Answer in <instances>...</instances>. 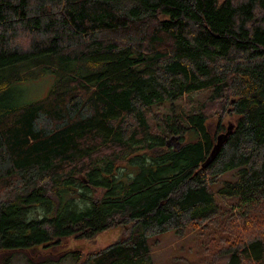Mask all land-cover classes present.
<instances>
[{"label": "trees", "instance_id": "16d2710c", "mask_svg": "<svg viewBox=\"0 0 264 264\" xmlns=\"http://www.w3.org/2000/svg\"><path fill=\"white\" fill-rule=\"evenodd\" d=\"M196 92L178 121L152 113ZM113 229L27 264H154L188 229L264 264V0H0V264Z\"/></svg>", "mask_w": 264, "mask_h": 264}, {"label": "rangeland", "instance_id": "374dc122", "mask_svg": "<svg viewBox=\"0 0 264 264\" xmlns=\"http://www.w3.org/2000/svg\"><path fill=\"white\" fill-rule=\"evenodd\" d=\"M51 85V78L46 77L44 80H37L28 85L22 90L21 96L23 99L38 100L43 98ZM208 93L196 92L190 96H184L172 105H162L153 107L152 113L164 116H169L173 120H179L178 117H183L193 111L199 104L206 100ZM153 120V119H152ZM152 125V121L149 120ZM228 120L224 122L227 124ZM217 123L209 125L210 130H216ZM236 171L229 172L223 176V180H233ZM221 207L226 208L222 212L226 215L230 213L228 208L236 205V200H220ZM226 218L221 225H227ZM224 235V234H223ZM126 237V233L121 229L108 230L99 233L91 240H75L68 238L64 240L63 245L58 247H38L30 251H23L17 254L12 264H27L29 259L33 261L40 260L41 257L51 256L56 257L70 250H77L84 255L95 251L102 250L107 246L115 243L119 239ZM225 237V235H224ZM158 241L151 244V254L154 264H226L228 257H224L217 252L218 247L212 246L206 240V235L202 234L199 229H188L185 236L178 238L175 234L169 233L156 238ZM5 254H0V263ZM61 264H69V260Z\"/></svg>", "mask_w": 264, "mask_h": 264}]
</instances>
